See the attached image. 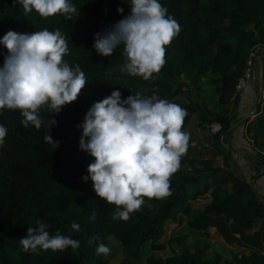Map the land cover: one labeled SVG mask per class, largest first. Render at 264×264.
I'll return each instance as SVG.
<instances>
[{
	"label": "trees",
	"instance_id": "16d2710c",
	"mask_svg": "<svg viewBox=\"0 0 264 264\" xmlns=\"http://www.w3.org/2000/svg\"><path fill=\"white\" fill-rule=\"evenodd\" d=\"M68 2L77 8L71 19L60 13L45 18L35 10L25 15L18 0H0V38L8 31L60 30L69 40L63 60L73 67L78 64L87 77L77 99L58 113L47 105L38 110L45 121L39 130L31 124L22 127L19 109H0V125L7 129L0 146V264H106L104 254L97 255L96 248L99 243L107 246L111 236L123 247L119 264H137L145 246L153 251L146 264H264V199L255 195L251 182L241 173L214 163L217 156L224 165L231 160L223 146L229 142L225 134L233 124L228 110L238 102L236 87L249 61L251 74L254 66L261 65L262 85L254 83L256 111L246 132L264 150V0H158L181 30L165 46L164 66L148 80L122 72L127 63L122 45L111 56L99 55L93 47L94 34L106 32L128 15L131 0ZM117 8L123 12L118 13ZM82 16L91 24L81 23ZM7 55L0 44V68ZM192 85L201 93L202 87L212 89L202 94L200 102L178 101L180 96H188ZM114 90L121 92V99L140 93L154 102L165 99L180 105L187 111L183 132L195 114L200 124L209 127L217 122L221 126L209 133L207 158H180L179 169L170 177L172 195L144 197L141 208L126 221L113 220L117 206L97 196L90 178L82 179L88 177L94 157L79 148L85 114ZM49 119L55 121L49 134L59 142L56 148L45 140ZM189 142L190 137L188 146ZM263 164L264 151L258 154L261 172ZM199 201L204 202L201 208L197 207ZM93 212L95 219L90 220ZM38 219L49 225L50 235L70 236L80 241V247L75 251L70 247L64 251L38 249V254L23 251L19 240L29 227H36ZM73 222L79 231L71 229ZM166 223L183 224L205 234L213 228L225 244L242 251H235L229 261L221 251L208 258L206 243L190 250L172 235L163 240ZM95 236L99 241L89 245L88 240ZM156 250H168L169 255L156 256Z\"/></svg>",
	"mask_w": 264,
	"mask_h": 264
},
{
	"label": "clouds",
	"instance_id": "9594fccd",
	"mask_svg": "<svg viewBox=\"0 0 264 264\" xmlns=\"http://www.w3.org/2000/svg\"><path fill=\"white\" fill-rule=\"evenodd\" d=\"M25 15L35 10L41 17L60 13L66 19L77 13L68 0H18ZM118 13L123 9L117 8ZM181 30L178 22L167 15L158 0H131L130 13L104 33L94 34L93 47L99 55L111 56L119 46L127 63L122 72L145 80L159 73L165 64V46ZM8 50L0 68V109H19L23 128L31 124L39 130L45 121L39 109L47 105L59 112L62 106L74 102L85 87L87 77L77 64L70 66L63 57L69 51V40L60 30L43 29L32 34L8 31L2 38ZM119 90L94 103L84 116L79 148L94 157L88 165V177L97 196L116 205L113 220H128L130 213L144 203V197L164 198L172 195L170 177L179 169L180 158L186 154L189 135L181 131L187 112L180 105L165 99L153 101L140 93L121 99ZM45 140L54 144L49 134L55 124L49 119ZM7 129L0 125V146ZM85 138L87 142H85ZM90 220L95 219L93 212ZM29 227L19 240L22 250L38 254L40 250H60L80 247V241L56 232L50 235L49 225L41 219ZM79 231V225L71 224ZM95 236L91 245L99 241ZM110 253L99 243L96 254Z\"/></svg>",
	"mask_w": 264,
	"mask_h": 264
},
{
	"label": "crops",
	"instance_id": "0c3cea01",
	"mask_svg": "<svg viewBox=\"0 0 264 264\" xmlns=\"http://www.w3.org/2000/svg\"><path fill=\"white\" fill-rule=\"evenodd\" d=\"M255 68L256 67L254 66L252 72L253 74L252 80L248 88L239 95L238 102L236 103L234 108L237 109V111H234V115H233L230 114L231 107L228 110L229 111L228 115L231 117L233 124L231 127V131L228 134H225V137L229 138V142H226L227 144L223 143V146L228 149L231 155L230 157L231 160L228 163L229 165H224V160L222 159L221 156H217L214 159V163L216 165H219L220 167L231 170L235 174L241 173L246 180L251 182V186L258 193V195L256 196L261 195L262 198L264 199V172H261L258 166V154L260 152H263L264 150L263 148L260 149L259 147H257L246 132L247 122L249 119H252L255 116L254 112L256 111V97L254 93V89H255L254 83L255 81H259V86L262 85L261 65L259 64L258 69ZM263 96H264V91H263ZM192 122L194 125H197V128H194V130L197 132L195 133V135H197L196 137L197 146L193 148V152H194L193 155L194 156L201 155L202 157H204L203 159H205L208 157V154L211 151V146L208 143V136L210 133L208 130V125L200 124L196 114L193 116V118H191L190 122H188L187 124H190ZM185 128H184V132H186L190 137V142L187 149H192L191 146L195 143L193 128L190 129L191 131H186ZM198 135H200L202 139H200ZM217 160H220V162ZM240 160H244L245 163L251 166L252 171L250 172L249 176H246L244 171L240 167ZM202 180H204V178H202ZM203 205L204 202L199 201L197 203L198 208L203 207ZM255 225H260V222H257ZM233 247H235L237 251H242L241 248H238L237 246H233Z\"/></svg>",
	"mask_w": 264,
	"mask_h": 264
},
{
	"label": "rangeland",
	"instance_id": "374dc122",
	"mask_svg": "<svg viewBox=\"0 0 264 264\" xmlns=\"http://www.w3.org/2000/svg\"><path fill=\"white\" fill-rule=\"evenodd\" d=\"M80 22L86 23L88 25L91 24L90 21H88L85 16H82ZM76 31H77V29L74 30V32H76ZM251 80H252V74L250 73L249 81L247 82L246 89L248 88ZM202 88H203V90H202L203 93L209 92L212 89L209 86H205ZM187 93H188V96H180V99L178 101H182L185 103H195L197 101L200 102L201 96L203 94L198 89L195 88V85H192L191 87H189L187 90ZM234 108H232L230 110V114L234 115V111H237V109H234ZM231 121H232V119H231ZM191 128H193L195 143L191 146L192 149H187L186 154H184V155H186V157H190L193 159H194V157L195 158L197 157L196 159L203 160L204 157H202L201 155H199V156L193 155L194 154L193 148H195L197 146V144H196L197 135H195V133H197V132L194 130V128H197V125H194L192 122L190 124H187L185 129H186V131H191L190 130ZM198 137L200 139H202V137H200V135H198ZM191 142H192V139H191ZM217 161L220 162V160H217ZM197 166L200 167L201 165L198 163ZM240 167L242 168V170L244 171L246 176L250 175L252 168L250 165L245 163L244 160H240ZM171 235L175 239L179 240L182 246H184L185 248L190 249V250H193L195 248V246L198 244L202 245V244L206 243L208 245V249L206 250V256L208 258H212L215 252L221 251L223 253L224 260L229 261L232 258L233 253H235V251H237V249L235 247L228 246L227 244L223 243V241L219 238V236L216 234V232L213 229L210 230V232L208 234H205L202 231H198V230L196 231V230H192L188 227H185V225H181V224L176 225V224L166 223L165 233H164L162 239L166 240ZM164 236H165V238H164ZM107 247H109L110 253L107 256L104 255V259L106 261V264H119L121 259L123 258V255H124V251H123V247H122L121 243L117 239H115L113 236H111L109 238V243H108ZM152 252L153 251L151 250V248L149 246H145V248L142 250V252L140 254V257L137 260V264H146V259ZM154 254L156 256L165 257V256L169 255V251L168 250H159V251L156 250L154 252Z\"/></svg>",
	"mask_w": 264,
	"mask_h": 264
},
{
	"label": "built area",
	"instance_id": "2783aa9c",
	"mask_svg": "<svg viewBox=\"0 0 264 264\" xmlns=\"http://www.w3.org/2000/svg\"><path fill=\"white\" fill-rule=\"evenodd\" d=\"M248 64H249V67L246 69L244 75L239 79L237 87H236V91H237V93H239V95L242 91H244L246 89L247 82L249 81V76L251 73V70H250L251 62L249 61ZM220 128H221V126L217 122L211 123L208 127V129L210 130L211 133H216L217 131L220 130ZM263 166H264V164H263Z\"/></svg>",
	"mask_w": 264,
	"mask_h": 264
},
{
	"label": "water",
	"instance_id": "95a60500",
	"mask_svg": "<svg viewBox=\"0 0 264 264\" xmlns=\"http://www.w3.org/2000/svg\"><path fill=\"white\" fill-rule=\"evenodd\" d=\"M254 60H255V57H254ZM251 189L253 190V192L255 193V195H258V193L256 192V190L253 187Z\"/></svg>",
	"mask_w": 264,
	"mask_h": 264
},
{
	"label": "bare ground",
	"instance_id": "6f19581e",
	"mask_svg": "<svg viewBox=\"0 0 264 264\" xmlns=\"http://www.w3.org/2000/svg\"><path fill=\"white\" fill-rule=\"evenodd\" d=\"M209 130V129H208ZM209 132H210V130H209ZM211 133V132H210Z\"/></svg>",
	"mask_w": 264,
	"mask_h": 264
}]
</instances>
